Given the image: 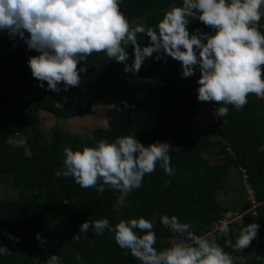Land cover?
<instances>
[{
  "label": "trees",
  "instance_id": "16d2710c",
  "mask_svg": "<svg viewBox=\"0 0 264 264\" xmlns=\"http://www.w3.org/2000/svg\"><path fill=\"white\" fill-rule=\"evenodd\" d=\"M179 3L121 0L120 8L133 26H154L162 18V7ZM260 24L264 32V19ZM195 28L209 31L193 21L189 31ZM137 39L142 46L148 43L144 35ZM13 43L17 44L15 48ZM26 48L23 42L9 38L3 46L7 66L4 71L0 69V175L13 179L20 198L0 199V230L18 237L28 248L15 251L11 244L16 243L0 234V244L12 252L0 256V264H44L50 255H60L62 264H140L131 254L125 256L107 231L102 236L91 229L86 234L78 233L88 218H107L115 225L120 219L143 216L153 222L156 247L162 250L172 243L174 234L159 223V217L176 215L181 222L192 223L197 235L215 236L223 246L227 237L214 231L213 225L232 211L217 200L231 169L244 173L253 203L247 201L236 209L239 221L229 222V227L239 229L258 223L260 229L258 239L242 253L230 248L225 251L241 258L234 264H264L247 258L252 252L264 257V100L250 95L242 111L228 106L226 117L213 113L215 122L208 129L189 136L187 125L199 111L191 93V83L198 74L181 79L180 65L171 58L166 64L148 59L135 76L125 74L123 65L109 61L105 54H93L87 58L88 71L81 74V85L57 94L45 90L46 82L45 89L37 87L39 82L32 78L27 65L28 57L37 53ZM126 51L131 63L132 48ZM83 66L81 62L79 67ZM123 100L130 107L124 109ZM57 101L63 104L62 109L54 106ZM111 104L118 107L106 111L109 127L99 129L96 136L54 128L49 143L44 141L40 111L74 118L91 115L96 106ZM211 104L213 112L216 105ZM121 135H134L145 146L156 140L169 142L173 148L178 146L180 152L169 153L174 175L167 176L157 165L154 173L144 177L143 186L128 194L119 206L118 191L101 194L95 188H80L71 178L54 175L62 167L65 146L79 150L84 145L94 146L101 138L111 142ZM13 136H21L24 145H9ZM206 157H215L216 161L212 163ZM37 233L47 241L43 247L35 238ZM77 234L79 242L73 239ZM229 235L234 242L235 233ZM77 254L81 261L76 260Z\"/></svg>",
  "mask_w": 264,
  "mask_h": 264
},
{
  "label": "clouds",
  "instance_id": "9594fccd",
  "mask_svg": "<svg viewBox=\"0 0 264 264\" xmlns=\"http://www.w3.org/2000/svg\"><path fill=\"white\" fill-rule=\"evenodd\" d=\"M120 3L121 0H0V33L37 53L27 59L31 76L39 82L37 87L45 89L46 82L45 90L57 94L79 87L81 74L88 71L87 58L103 53L109 61L122 64L125 74L135 76L148 59L166 64L171 58L180 65L181 79L198 74L197 100L215 104L213 113L218 117L228 116V106L242 111L250 95L264 100V32L260 30L264 0H180L179 5H169L154 26H133ZM193 21L209 31L195 28L190 32ZM138 35L147 38V45L138 43ZM129 47L131 63L126 51ZM81 62L83 67H79ZM121 103L124 109L130 107L126 100ZM54 106L63 108L59 101ZM105 127L109 125L105 123ZM170 151L180 152V148L159 140L145 146L134 135L117 136L111 142L101 138L94 146L84 145L79 150L65 146L62 167L54 175L71 178L80 188H95L101 194L118 191L119 206L128 194L143 186L144 177L154 173L157 165L167 176L174 175ZM159 223L174 234L173 242L162 250L156 247L153 222L143 216L120 219L115 225L107 218H88L78 233L86 234L91 229L102 236L107 231L123 254H131L140 264H234L235 258L225 248L242 253L258 239L260 229L258 223L230 229L229 222L221 220V231L227 237L221 246L217 237L197 235L192 223L181 222L176 215L163 214ZM230 233H235L234 242ZM0 234L20 243L18 237L7 232L0 230ZM35 238L41 247L47 243L39 233ZM73 239L79 242V234ZM11 253L0 244V256ZM247 258L264 261L255 252ZM76 260L82 257L77 254ZM44 264H62V258L50 255Z\"/></svg>",
  "mask_w": 264,
  "mask_h": 264
},
{
  "label": "rangeland",
  "instance_id": "374dc122",
  "mask_svg": "<svg viewBox=\"0 0 264 264\" xmlns=\"http://www.w3.org/2000/svg\"><path fill=\"white\" fill-rule=\"evenodd\" d=\"M167 8L168 7H162V9ZM7 38L8 36L6 33H0L1 71H4L7 66L6 54L3 50V46L6 43ZM197 87L198 85L195 80L191 83V93L193 99L198 105L199 111L198 115L187 125L189 136H194L205 131L215 122L212 112V104L198 102L196 92ZM112 107H118V104L99 105L93 108V113L91 115L78 116L74 118L56 117L50 113L40 111L38 115L40 128L44 134V141L49 143L50 136L54 128H61L70 134H87L94 137L99 129L106 128L105 123L108 124L110 120L106 111ZM7 143L9 145L16 146L24 145V139L21 136H13ZM206 158H208L212 163L216 161L215 157ZM19 198L20 194L17 187H15L13 183V179L7 175H0V199L17 200ZM217 200L222 204V206L232 209V211L225 213L222 220H227L228 222L239 221L240 215H237L235 211L240 209L241 205L247 201H251L253 203L252 193L246 183V179L242 171L236 169H231L229 171V177L222 183L221 189L217 195ZM22 247L28 248V245L23 243L11 244V248L15 251H19ZM234 258L235 260H241L238 256H234Z\"/></svg>",
  "mask_w": 264,
  "mask_h": 264
},
{
  "label": "built area",
  "instance_id": "2783aa9c",
  "mask_svg": "<svg viewBox=\"0 0 264 264\" xmlns=\"http://www.w3.org/2000/svg\"><path fill=\"white\" fill-rule=\"evenodd\" d=\"M221 228H222V226H221V224H220V221L217 222V223H214V225H213V230H214V231L222 232V231H221Z\"/></svg>",
  "mask_w": 264,
  "mask_h": 264
}]
</instances>
